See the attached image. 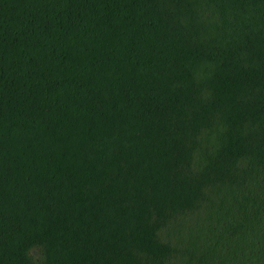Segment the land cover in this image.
<instances>
[{"label":"trees","instance_id":"trees-1","mask_svg":"<svg viewBox=\"0 0 264 264\" xmlns=\"http://www.w3.org/2000/svg\"><path fill=\"white\" fill-rule=\"evenodd\" d=\"M0 264H264V0H0Z\"/></svg>","mask_w":264,"mask_h":264}]
</instances>
